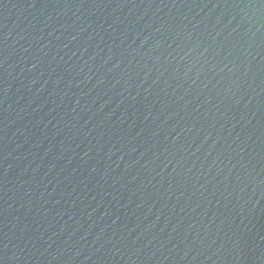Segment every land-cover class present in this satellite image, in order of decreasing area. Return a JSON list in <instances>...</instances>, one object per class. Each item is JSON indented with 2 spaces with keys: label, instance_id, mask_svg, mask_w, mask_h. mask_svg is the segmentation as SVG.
Wrapping results in <instances>:
<instances>
[{
  "label": "water",
  "instance_id": "obj_1",
  "mask_svg": "<svg viewBox=\"0 0 264 264\" xmlns=\"http://www.w3.org/2000/svg\"><path fill=\"white\" fill-rule=\"evenodd\" d=\"M0 264H264V0H0Z\"/></svg>",
  "mask_w": 264,
  "mask_h": 264
}]
</instances>
